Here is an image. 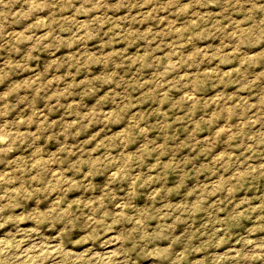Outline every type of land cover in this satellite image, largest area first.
Instances as JSON below:
<instances>
[{
    "label": "rangeland",
    "instance_id": "rangeland-1",
    "mask_svg": "<svg viewBox=\"0 0 264 264\" xmlns=\"http://www.w3.org/2000/svg\"><path fill=\"white\" fill-rule=\"evenodd\" d=\"M0 264H264V0H0Z\"/></svg>",
    "mask_w": 264,
    "mask_h": 264
}]
</instances>
